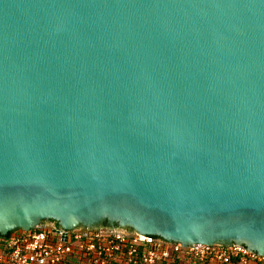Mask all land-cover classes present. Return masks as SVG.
I'll use <instances>...</instances> for the list:
<instances>
[{
    "label": "water",
    "instance_id": "95a60500",
    "mask_svg": "<svg viewBox=\"0 0 264 264\" xmlns=\"http://www.w3.org/2000/svg\"><path fill=\"white\" fill-rule=\"evenodd\" d=\"M48 221L264 256V0H0V237Z\"/></svg>",
    "mask_w": 264,
    "mask_h": 264
},
{
    "label": "built area",
    "instance_id": "2783aa9c",
    "mask_svg": "<svg viewBox=\"0 0 264 264\" xmlns=\"http://www.w3.org/2000/svg\"><path fill=\"white\" fill-rule=\"evenodd\" d=\"M57 230V232L55 231ZM264 264V256L236 246L184 247L127 231L77 229L64 232L41 225L0 238V264Z\"/></svg>",
    "mask_w": 264,
    "mask_h": 264
},
{
    "label": "flooded vegetation",
    "instance_id": "af4514ba",
    "mask_svg": "<svg viewBox=\"0 0 264 264\" xmlns=\"http://www.w3.org/2000/svg\"><path fill=\"white\" fill-rule=\"evenodd\" d=\"M43 225H47L49 227L55 228L57 226V223L53 221H48V222H45Z\"/></svg>",
    "mask_w": 264,
    "mask_h": 264
},
{
    "label": "crops",
    "instance_id": "0c3cea01",
    "mask_svg": "<svg viewBox=\"0 0 264 264\" xmlns=\"http://www.w3.org/2000/svg\"><path fill=\"white\" fill-rule=\"evenodd\" d=\"M201 264H221V263H215V262H205V263H201ZM231 264H238L237 262H233ZM250 264H255V263H250Z\"/></svg>",
    "mask_w": 264,
    "mask_h": 264
},
{
    "label": "trees",
    "instance_id": "16d2710c",
    "mask_svg": "<svg viewBox=\"0 0 264 264\" xmlns=\"http://www.w3.org/2000/svg\"><path fill=\"white\" fill-rule=\"evenodd\" d=\"M127 232H128V233H130V234H132V232H131V231H127ZM11 234H12V233H9L7 237H0V238H2V239L9 238V237L11 236Z\"/></svg>",
    "mask_w": 264,
    "mask_h": 264
},
{
    "label": "rangeland",
    "instance_id": "374dc122",
    "mask_svg": "<svg viewBox=\"0 0 264 264\" xmlns=\"http://www.w3.org/2000/svg\"><path fill=\"white\" fill-rule=\"evenodd\" d=\"M102 230H104V229H102Z\"/></svg>",
    "mask_w": 264,
    "mask_h": 264
}]
</instances>
